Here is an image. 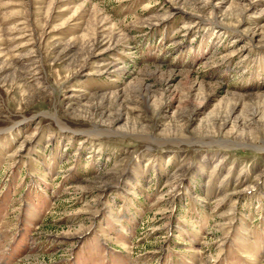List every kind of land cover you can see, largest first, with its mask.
Listing matches in <instances>:
<instances>
[{"label":"rangeland","instance_id":"1","mask_svg":"<svg viewBox=\"0 0 264 264\" xmlns=\"http://www.w3.org/2000/svg\"><path fill=\"white\" fill-rule=\"evenodd\" d=\"M0 264H264V0H0Z\"/></svg>","mask_w":264,"mask_h":264}]
</instances>
